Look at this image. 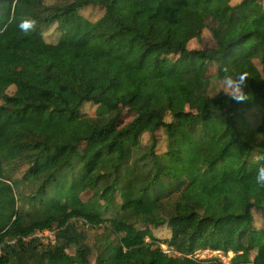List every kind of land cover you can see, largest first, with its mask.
Returning <instances> with one entry per match:
<instances>
[{
  "label": "trees",
  "instance_id": "obj_1",
  "mask_svg": "<svg viewBox=\"0 0 264 264\" xmlns=\"http://www.w3.org/2000/svg\"><path fill=\"white\" fill-rule=\"evenodd\" d=\"M45 2L0 0V264H87L89 248L99 264L117 243L124 264H264V0ZM205 30L215 45L188 49ZM224 67L247 73L246 101L211 96Z\"/></svg>",
  "mask_w": 264,
  "mask_h": 264
},
{
  "label": "rangeland",
  "instance_id": "obj_2",
  "mask_svg": "<svg viewBox=\"0 0 264 264\" xmlns=\"http://www.w3.org/2000/svg\"><path fill=\"white\" fill-rule=\"evenodd\" d=\"M64 0H46L47 5H54L60 2H63ZM103 14V11L99 8H89L85 11L82 12V15L92 21H96L99 19ZM60 37V33L56 30V27H52L46 34H45V39L48 43H56ZM215 45V42L208 30H205L202 35V40L201 42L197 41H192L190 45L188 46V49H208L211 48ZM224 90L228 92H232L231 89L225 88L223 85H221L216 79L212 80L211 88H210V94L211 96L217 94L219 91ZM15 91L14 87H11L8 91L9 94H13ZM94 113L93 107L91 106H86L84 109V114L90 115ZM249 122L252 127H255L256 125L259 124L260 119H261V113L259 109L254 110L250 117H248ZM157 136L159 138V144L157 151L161 158L164 159V152H165V145H166V140H165V135L163 131H160L157 133ZM149 138L146 137L145 141L148 142ZM167 162V161H166ZM92 196V193L88 192L86 194L82 195V200L83 201H88ZM254 217H255V228L257 229H262L263 228V218L261 213L259 212H254ZM81 227L87 231L89 238V242H93V237L96 233V231L91 230L89 227H85L81 225ZM152 234L164 241H167L171 237V231L167 227H161L158 229H151ZM91 239V240H90ZM57 241L54 240L53 243H56ZM56 245L62 247L63 249L67 250L68 253L70 254H75L76 252V245L73 242H63V241H58ZM164 245V244H163ZM167 246V245H166ZM165 246V247H166ZM162 248V247H161ZM120 251V245L117 243L115 244L107 254V259L104 262H98L99 264H118V260L120 261L121 264H124L123 261L119 258L118 260L112 259L113 256H116L117 253ZM98 252L92 248H89L86 253H85V258L88 260L87 264H97V255ZM146 255L145 252H141L140 257H144ZM122 257V256H121ZM50 264V263H46ZM60 264H78V263H71V262H61Z\"/></svg>",
  "mask_w": 264,
  "mask_h": 264
},
{
  "label": "clouds",
  "instance_id": "obj_3",
  "mask_svg": "<svg viewBox=\"0 0 264 264\" xmlns=\"http://www.w3.org/2000/svg\"><path fill=\"white\" fill-rule=\"evenodd\" d=\"M34 24V20L25 19L19 23L18 28L27 32L34 27ZM220 71L222 84L225 88L232 90L230 93H225L228 100L237 103L246 101L247 95L244 92V86L247 81V73H235L227 67L222 68ZM261 160H264V156L261 157ZM253 178L257 185L264 186V163L257 166Z\"/></svg>",
  "mask_w": 264,
  "mask_h": 264
},
{
  "label": "built area",
  "instance_id": "obj_4",
  "mask_svg": "<svg viewBox=\"0 0 264 264\" xmlns=\"http://www.w3.org/2000/svg\"><path fill=\"white\" fill-rule=\"evenodd\" d=\"M35 237L44 239L46 237H48L50 239V241L54 242L55 240V236H54V232L52 231H43V232H38L35 234ZM166 245H161L162 250L166 253L172 251V249H170L168 246ZM178 254V253H176ZM180 255V254H178ZM190 259H193L195 261L198 262H210L213 261L215 259H218L219 261H221L223 264H228L231 259L233 258V254L229 253L228 255H225L222 251L220 250H213V249H205V250H196L195 252H193L191 255L187 256Z\"/></svg>",
  "mask_w": 264,
  "mask_h": 264
}]
</instances>
